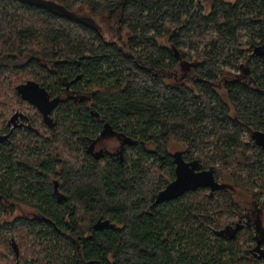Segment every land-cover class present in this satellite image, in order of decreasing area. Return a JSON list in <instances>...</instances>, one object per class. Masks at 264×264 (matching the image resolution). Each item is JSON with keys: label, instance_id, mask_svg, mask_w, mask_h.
Masks as SVG:
<instances>
[{"label": "trees", "instance_id": "trees-1", "mask_svg": "<svg viewBox=\"0 0 264 264\" xmlns=\"http://www.w3.org/2000/svg\"><path fill=\"white\" fill-rule=\"evenodd\" d=\"M195 2L0 0V109L27 74L61 99L53 127L34 108L15 149L0 148V247L31 244L28 264H246L242 236L229 242L210 227L243 211L231 202L238 188L258 202L264 191V149L253 139L264 132V0H214L208 15H194ZM80 7L106 33L77 17ZM106 125L137 142L122 161L90 154ZM174 143L186 161L221 162L232 189L157 205L175 180ZM10 203L36 215L2 222ZM99 221L107 225L95 230Z\"/></svg>", "mask_w": 264, "mask_h": 264}, {"label": "flooded vegetation", "instance_id": "flooded-vegetation-1", "mask_svg": "<svg viewBox=\"0 0 264 264\" xmlns=\"http://www.w3.org/2000/svg\"><path fill=\"white\" fill-rule=\"evenodd\" d=\"M23 119L28 122H20L19 119L16 121V125L13 128L9 127L12 121H8L6 124L7 134L0 133V148L4 145L9 144L12 150L15 149L13 134L22 133L25 130L31 129L30 119L28 116L23 114ZM14 122H12L13 124ZM44 124L47 125L45 122ZM107 126V125H106ZM11 128V129H10ZM8 137V139L4 137ZM6 140V141H5ZM126 143L131 144L134 143V146L137 145V142L131 139H127L124 133L120 130H115L109 128L107 130H103L97 138L92 140L89 144V151L92 154L94 160H104V161H116L117 159L122 161L123 154L127 150ZM105 145L104 147H102ZM108 145L111 149L108 148ZM129 146V145H128ZM60 169L56 170V181H52L54 186V195L56 198L62 202L65 199V195L62 193L61 188L59 186L60 182ZM51 177L52 174H51ZM210 191V190H209ZM238 197L236 194L232 195V201L234 202L235 207H242L243 211H234L232 213L234 219L228 217V214L223 215L225 218L226 224L220 229H216L214 227H210V230L217 234L220 237H223L229 242H235L240 235L248 234L252 235V239L250 242L246 243V255L248 258L245 260L246 264H264V206H261L260 202L248 197L239 196L241 199L237 201L235 198ZM15 205L23 206L29 208L27 206L21 205L19 203L12 204L10 203V209L12 212L15 211ZM216 208V207H215ZM30 209V208H29ZM34 215L36 212L33 211ZM220 211H217V215L220 216ZM33 215V216H34ZM27 218V217H26ZM222 218V219H223Z\"/></svg>", "mask_w": 264, "mask_h": 264}, {"label": "water", "instance_id": "water-1", "mask_svg": "<svg viewBox=\"0 0 264 264\" xmlns=\"http://www.w3.org/2000/svg\"><path fill=\"white\" fill-rule=\"evenodd\" d=\"M65 12V11H63ZM17 93L21 99L30 103L41 113L43 121L53 127L51 115L61 102L60 98H52L46 88L42 87L38 82L28 81L17 86ZM109 129L106 126V130ZM256 145L264 149V132L257 131L253 134ZM173 163L175 165V180L168 184L156 197V204H164L176 201L189 192L206 189L215 194L222 190L232 189L224 183L216 180L215 170L213 168L202 170L198 161H186L183 152L179 151L173 154ZM107 225L106 222L99 221L94 229H103ZM11 247L16 256V264L20 262V249L15 240L11 241Z\"/></svg>", "mask_w": 264, "mask_h": 264}, {"label": "rangeland", "instance_id": "rangeland-1", "mask_svg": "<svg viewBox=\"0 0 264 264\" xmlns=\"http://www.w3.org/2000/svg\"><path fill=\"white\" fill-rule=\"evenodd\" d=\"M228 1H233V0H228ZM213 3H214V0H196L195 9H194V12H193L194 15H196L199 12L204 14V15L210 14V12L212 10V7H213ZM55 8H57V7H55ZM74 14L77 17H81V18L85 19V21H87L88 23L94 24L101 32L106 33V27H105V24L102 22V18L98 17V16H95L91 12V10L89 8L80 7L77 10L74 11ZM128 37H129L128 33L125 32L123 34V39L127 40ZM244 50L247 52L249 50V48L248 47H244ZM221 61L222 62L223 61L226 62V65L224 66L225 69L230 70L233 73H237V74L239 73V69H237L235 67V65H234L235 62H234L233 58L231 60H224V57L222 56L221 57ZM13 80H15V78ZM24 80H26V81L21 83V84H24L27 81H35V82H37V77L35 75H33V74H27L25 76ZM15 83H17V82H15ZM21 84H18L17 86H19ZM4 93L7 95V100L10 101L11 106H10V109L9 108H5V107L1 108L0 109V115L5 113V119L4 120H7V122L8 121L14 122L13 124L11 122L9 127L13 128L14 125H16L17 119H19V121L21 119L20 122H25L26 124H28V122L25 121V119L22 118L23 114L26 115V116H28L29 114H32V112H34V108L35 107L33 105H31L30 103L25 102L23 100L22 101L24 103L23 104L20 103V100H18L17 97H16V94H18L17 90H16V93H14V91H12V90L10 91L7 88V90ZM20 99H21V97H20ZM19 121H17V122H19ZM104 146L105 145H103L102 147H104ZM108 148L111 149L109 145H108ZM168 151H169V153L171 155H173V154H175L176 152H179V151L185 153L186 149L181 143H174V144L169 146ZM211 165L217 168V169H215L216 170L215 177H216V180L218 182H220V183H226L227 182L229 184L233 183L231 174L227 171V169H225V167L222 165L221 162H217L215 160V161L211 162ZM201 169L202 170H208V169H211V167L202 166ZM238 173H239V171H238ZM240 173H242L244 175L245 174V170L240 171ZM234 194H236L238 196V197L235 198L237 201H240V199H241L239 196L248 197L249 199L250 198L252 199V196H250L249 194H246L240 188H238V190L236 192H234ZM259 202L260 203H264V191H263V193L261 194V196L259 198ZM33 215H34V213H33L32 209H29V208H26V207H23V206H19V205H17V206L15 205V211L12 212V210L10 209V214L8 213V215L3 216L1 218V220H2V222H7V221L14 220L16 218H19V217H27V218H29V217H32ZM233 219L234 218H232V220ZM221 222L223 223V225H224V223L226 224L225 218L221 219ZM241 236H242V239H241L240 244L242 246L243 245L246 246L245 238L248 237V234L244 233ZM30 246H31V244H29L28 247L27 246L26 247H21V249H20V262L22 264H28V261L32 260V258H31L32 255H31L30 250H29ZM16 261H17V259H16V256H15V253H14L12 247L8 248L5 245L4 246L1 245V247H0V264H16Z\"/></svg>", "mask_w": 264, "mask_h": 264}]
</instances>
